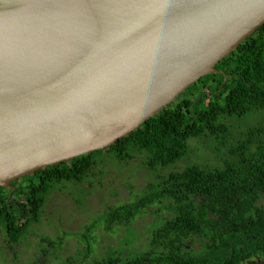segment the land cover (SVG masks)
<instances>
[{
	"label": "water",
	"instance_id": "obj_1",
	"mask_svg": "<svg viewBox=\"0 0 264 264\" xmlns=\"http://www.w3.org/2000/svg\"><path fill=\"white\" fill-rule=\"evenodd\" d=\"M262 23L264 0H0V186L104 151Z\"/></svg>",
	"mask_w": 264,
	"mask_h": 264
},
{
	"label": "trees",
	"instance_id": "obj_2",
	"mask_svg": "<svg viewBox=\"0 0 264 264\" xmlns=\"http://www.w3.org/2000/svg\"><path fill=\"white\" fill-rule=\"evenodd\" d=\"M214 69L104 151L49 166L13 181L12 187L0 186V226L7 244H18L40 221L57 185L85 183L101 172L98 164L109 158L120 164L139 153L152 180L130 199L96 214L81 232L68 233L83 244L87 258L98 230L114 234L125 227L138 233L124 242L126 248L109 249L94 264H242L264 258V123L246 129L236 123L264 109V23ZM197 138L209 141L215 164L185 161L193 152L190 141ZM181 161L183 167L170 168ZM167 168V174L160 173ZM80 191L91 193L85 187ZM151 208L155 220L141 232L133 223L152 214ZM143 236L144 245L133 248ZM195 238L198 249L189 246ZM61 240L42 237L46 248Z\"/></svg>",
	"mask_w": 264,
	"mask_h": 264
},
{
	"label": "rangeland",
	"instance_id": "obj_3",
	"mask_svg": "<svg viewBox=\"0 0 264 264\" xmlns=\"http://www.w3.org/2000/svg\"><path fill=\"white\" fill-rule=\"evenodd\" d=\"M236 123L243 129L264 123V109L251 112L244 118L236 120ZM234 125L232 122V126ZM190 145L193 152L185 158V161L202 164L217 162L216 154L210 152L207 139H193ZM109 159L98 164L97 167L101 172L92 175L85 183L57 185L47 198L40 221L30 226L28 233L18 244L10 247L0 226V264H75L81 260L83 264H94L96 260L109 253V249H124L126 248L124 242L137 238L136 231L129 232L125 227L119 228L114 234L98 230L95 250L87 258L84 252H81L84 248L83 244L68 234L81 232L83 226L89 224L96 214L106 207L130 199L133 193L140 192L153 178L151 171L143 163V156L139 153H135L132 159L120 164L114 159ZM184 165L185 162L181 161L170 168H181ZM160 171L162 174H167L169 169ZM87 182H91L92 185ZM84 187L89 188L91 193L84 195L85 191H80ZM260 204L264 207V198L260 199ZM154 209H150L152 214H146L133 223L141 232L146 231L149 223L155 220ZM42 237L52 240L61 237L62 240L54 249L46 248ZM146 240L147 236H143L141 240L135 241L132 247L136 249L140 243L143 246ZM189 246L194 249L200 248V240L192 239ZM42 249H46V252H42Z\"/></svg>",
	"mask_w": 264,
	"mask_h": 264
},
{
	"label": "flooded vegetation",
	"instance_id": "obj_4",
	"mask_svg": "<svg viewBox=\"0 0 264 264\" xmlns=\"http://www.w3.org/2000/svg\"><path fill=\"white\" fill-rule=\"evenodd\" d=\"M255 257L256 258L244 261L242 264H264V258H258L257 256Z\"/></svg>",
	"mask_w": 264,
	"mask_h": 264
},
{
	"label": "snow or ice",
	"instance_id": "obj_5",
	"mask_svg": "<svg viewBox=\"0 0 264 264\" xmlns=\"http://www.w3.org/2000/svg\"><path fill=\"white\" fill-rule=\"evenodd\" d=\"M162 6H165V5H162Z\"/></svg>",
	"mask_w": 264,
	"mask_h": 264
}]
</instances>
